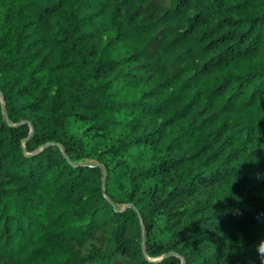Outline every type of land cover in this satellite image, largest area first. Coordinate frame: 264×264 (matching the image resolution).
<instances>
[{"label":"trees","instance_id":"trees-1","mask_svg":"<svg viewBox=\"0 0 264 264\" xmlns=\"http://www.w3.org/2000/svg\"><path fill=\"white\" fill-rule=\"evenodd\" d=\"M264 0H0V264H261Z\"/></svg>","mask_w":264,"mask_h":264},{"label":"clouds","instance_id":"clouds-1","mask_svg":"<svg viewBox=\"0 0 264 264\" xmlns=\"http://www.w3.org/2000/svg\"><path fill=\"white\" fill-rule=\"evenodd\" d=\"M256 251L259 255L261 264H264V239H261L259 243L256 245Z\"/></svg>","mask_w":264,"mask_h":264}]
</instances>
